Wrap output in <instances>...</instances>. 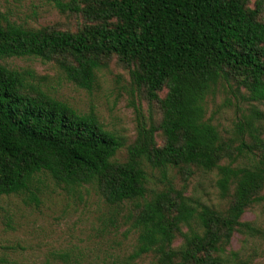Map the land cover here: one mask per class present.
<instances>
[{"label": "trees", "instance_id": "trees-1", "mask_svg": "<svg viewBox=\"0 0 264 264\" xmlns=\"http://www.w3.org/2000/svg\"><path fill=\"white\" fill-rule=\"evenodd\" d=\"M251 2L57 0L60 13L83 19L75 31L26 29L0 16V59L53 63L69 82L91 90L115 58L159 112L158 122L147 124L132 104L136 138L120 162L124 143L93 113L37 89L31 72L0 65V197L36 200L40 177L72 192L92 187L106 205L125 207L136 234L131 259L150 256V264H227L235 233L264 242V229L241 222L264 201V112L252 108L243 116L235 140L206 118V100L220 86L264 104V22L261 0ZM172 169L184 180L192 169L215 172L227 207L186 196L166 177ZM148 170L160 171L161 188H150ZM176 237L181 243L173 247Z\"/></svg>", "mask_w": 264, "mask_h": 264}, {"label": "rangeland", "instance_id": "rangeland-1", "mask_svg": "<svg viewBox=\"0 0 264 264\" xmlns=\"http://www.w3.org/2000/svg\"><path fill=\"white\" fill-rule=\"evenodd\" d=\"M57 0H0V16L26 29L51 27L75 31L84 23L80 17L60 13ZM67 1V0H61ZM255 0H252L253 7ZM264 22V0H261ZM0 65L33 74L32 84L49 96L67 103L81 114L93 113L104 128L124 143L115 159H126V146L136 138V116L139 109L148 124L159 120L156 107L149 106L131 84L128 70L112 58L97 73L91 90L80 89L69 82L53 63L36 58L0 59ZM246 96L244 90H240ZM165 92L160 93L163 97ZM255 108L264 112V104L234 98L225 87H218L206 100V118L220 135L235 140V127L243 116ZM264 139V122L260 123ZM157 144L162 136L156 133ZM247 139V137L245 138ZM237 144L235 143L234 146ZM237 163L243 164L238 161ZM184 180L176 170H168L176 189L201 204L223 210L228 202L219 198L216 173L192 169ZM150 188L162 187L160 171L148 170ZM36 200L27 194L0 197V264H150L151 257L131 259L136 234L125 220V207L106 205L92 187L68 191L47 177L36 185ZM157 188V187H156ZM264 194V191L261 193ZM241 222L264 229V201L247 209ZM181 238L176 237L173 247ZM227 264H264V242L235 233L225 248Z\"/></svg>", "mask_w": 264, "mask_h": 264}]
</instances>
